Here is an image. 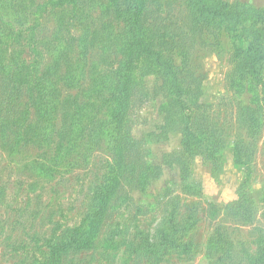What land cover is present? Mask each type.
I'll list each match as a JSON object with an SVG mask.
<instances>
[{
    "label": "rangeland",
    "instance_id": "374dc122",
    "mask_svg": "<svg viewBox=\"0 0 264 264\" xmlns=\"http://www.w3.org/2000/svg\"><path fill=\"white\" fill-rule=\"evenodd\" d=\"M86 1L80 19L74 17V9L48 8L41 22L31 28L36 40L30 39L32 31L25 34L29 40L23 48L27 62L34 56L30 48L36 44L41 64H47V48L59 46L64 37L74 39L85 26H90L92 36L91 66L107 54H111L107 57L111 63L121 58L116 56L117 41L111 40L122 30L123 20L105 9L113 2L123 7V0ZM219 1L226 3L231 13L240 5L260 9L264 20V0ZM145 8L142 29L153 30L151 43L160 45L164 60L178 69L180 76L170 88L162 76L149 69V62H140L124 129L125 140L126 133L130 137L126 166L120 173L124 179L108 203L99 246L82 253L70 251L62 263L256 264L260 258L258 264H264V61L259 65L261 80L253 73H242L236 57L238 44L227 30L229 25L189 27L192 16L187 0H146ZM259 25L264 26V21ZM60 82L62 111L56 114L54 124L62 135L55 141L67 143L70 132H76L81 123L77 125L66 112L75 98L79 102L85 99L86 93L81 91L88 90L90 81ZM79 85L81 91L76 89ZM175 98L183 103V114L174 118L167 140L152 143L149 134L165 125L167 103ZM28 100L23 91L18 107L22 112L31 108L34 114L35 105L29 107ZM187 114L196 137L209 145L187 136ZM199 129L211 133V139L202 137L196 131ZM90 133L85 128L83 139L78 136L80 146L55 177L33 166L14 167L0 150V264H31L38 245L66 235V229L79 225L89 212L102 175L114 164L104 141L94 146L82 163V148L92 142ZM187 139L198 144L196 151L203 154H176L185 141L187 146ZM27 154L31 158L36 151ZM146 175L149 180L143 189ZM239 198L246 209L238 203ZM163 234L187 246L165 253ZM151 242H156V252L139 256L137 247Z\"/></svg>",
    "mask_w": 264,
    "mask_h": 264
},
{
    "label": "trees",
    "instance_id": "16d2710c",
    "mask_svg": "<svg viewBox=\"0 0 264 264\" xmlns=\"http://www.w3.org/2000/svg\"><path fill=\"white\" fill-rule=\"evenodd\" d=\"M145 3L146 0H123V7H117L113 2L105 9L106 12L112 10L117 19L123 20L122 30L115 33L111 40L117 41L116 56L121 58L111 63L107 60L111 54H107L98 64L91 66L90 26H85L74 39L64 37L59 46L47 48L50 58L45 65L40 62L41 50L38 49V45L30 48L34 54L32 58L29 57L30 62L25 59L26 54L23 50L24 46L28 47L29 41L25 34L28 32L31 34L32 31L33 38L30 39L36 40L35 30L31 28L41 22L49 7L74 9L76 11L73 12L74 17L80 19L82 12L81 14L79 12L86 7V0H0V130L2 128L0 150L14 167L20 165L27 169L33 166L40 173L55 177L56 174H60V167L66 163V158H70L80 146L76 141L87 128L91 131L92 142L82 148L84 152L80 160L87 161L86 157H90V150L104 141L107 142L114 161L112 168L102 175V182L95 189L93 204L80 224L73 228L68 227L64 236L46 239L44 244L38 245L37 250H34L37 252L31 264H64L62 262L70 251L82 253L95 250L99 246L101 232L106 225L108 203L117 194L124 179V175L120 173L126 166V149L130 141L127 133V141L125 140L124 129L128 123L132 82L140 62L143 60L149 62V69L162 76L164 84L170 88H174L180 76L179 70L175 71V68L164 60L160 45L151 43L150 39L154 38L153 30L142 29L141 14L146 9ZM187 3L192 16L189 27L194 26V29L198 30L204 24L229 25L227 30L231 31L238 44L236 57L240 60V71L244 74L253 73L257 80H261L259 65L264 61V26L259 24L264 21L263 12L257 8L240 5L234 8V14L230 12L226 3L219 0H187ZM64 15L66 14L62 16ZM144 31L147 33L145 37ZM73 53H79L80 56L76 55L75 58ZM64 80L75 83L80 80L90 81L88 90L81 91V86H76V89L86 93L85 99L79 102L75 98L72 107L66 112L67 116L77 120V125L78 122L81 123V126L76 127V132H70L71 138L67 143L55 141L62 134L54 124L56 114L62 111L59 97L63 87L60 81ZM23 91L30 98L29 107L35 105L34 114L31 108H26L22 112L18 107L17 103ZM262 92L264 95V87ZM7 93L10 95L7 96ZM167 106L165 125L158 128V132L150 133L148 136L152 143L167 140L173 130L174 118L179 119V115L185 110L179 98L167 103ZM90 109L91 113L95 111L93 115ZM101 112L105 113L101 115ZM189 114L187 136L195 143L209 145V141L203 142L200 136L196 137ZM104 115L108 117L102 118ZM196 131L202 133V137L207 136L209 139L212 137V134L204 129ZM83 137L84 135L82 139ZM214 140L216 141L215 138ZM195 143H189L187 139V146L185 141L183 150L176 154H203L201 150L196 151L198 144ZM30 150L36 151L31 158L27 154ZM42 162L46 168L42 167ZM147 176L142 181L143 189L148 184ZM238 201L245 203L242 198ZM244 208L246 209L245 204ZM161 238L165 253H170L177 247L187 246L186 242H180L174 236L163 234ZM145 245L137 247L139 256L153 254L158 248L156 242ZM44 247L47 249L43 250Z\"/></svg>",
    "mask_w": 264,
    "mask_h": 264
}]
</instances>
